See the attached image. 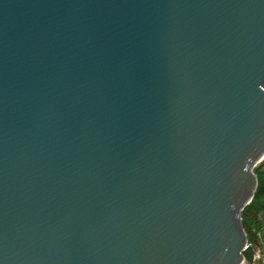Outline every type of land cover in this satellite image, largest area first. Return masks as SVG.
I'll return each instance as SVG.
<instances>
[{"label":"water","instance_id":"95a60500","mask_svg":"<svg viewBox=\"0 0 264 264\" xmlns=\"http://www.w3.org/2000/svg\"><path fill=\"white\" fill-rule=\"evenodd\" d=\"M264 0H0V264H250Z\"/></svg>","mask_w":264,"mask_h":264},{"label":"trees","instance_id":"16d2710c","mask_svg":"<svg viewBox=\"0 0 264 264\" xmlns=\"http://www.w3.org/2000/svg\"><path fill=\"white\" fill-rule=\"evenodd\" d=\"M258 176L257 190L251 200L243 210L242 218L250 241L258 242L264 240V163L256 166ZM257 232L261 234L259 238Z\"/></svg>","mask_w":264,"mask_h":264},{"label":"built area","instance_id":"2783aa9c","mask_svg":"<svg viewBox=\"0 0 264 264\" xmlns=\"http://www.w3.org/2000/svg\"><path fill=\"white\" fill-rule=\"evenodd\" d=\"M257 235L259 238L261 237L259 232H257ZM247 245L253 248V257L250 264H264V240L260 239L258 242H253L248 238Z\"/></svg>","mask_w":264,"mask_h":264},{"label":"rangeland","instance_id":"374dc122","mask_svg":"<svg viewBox=\"0 0 264 264\" xmlns=\"http://www.w3.org/2000/svg\"><path fill=\"white\" fill-rule=\"evenodd\" d=\"M262 162L264 163V160H262L260 163H262ZM260 163H259V164H260Z\"/></svg>","mask_w":264,"mask_h":264}]
</instances>
